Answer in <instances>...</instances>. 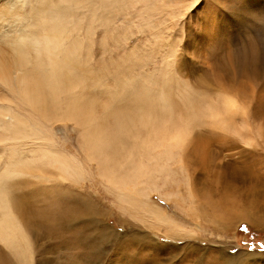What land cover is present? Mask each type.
I'll use <instances>...</instances> for the list:
<instances>
[{"label": "bare ground", "instance_id": "1", "mask_svg": "<svg viewBox=\"0 0 264 264\" xmlns=\"http://www.w3.org/2000/svg\"><path fill=\"white\" fill-rule=\"evenodd\" d=\"M169 2L170 0H0V90H3L0 92V142L7 140L11 145L10 156H13L1 160L0 165V264H39L40 260L35 258V246L36 241H40V235L51 236L64 249L59 264H84L79 259V252H70L68 255L67 250L81 248V223L92 222L97 231L101 222L99 216H89H96V212H99L97 209L93 210L91 201L74 191L61 189V183L56 181L52 186H45V190L55 197L47 212L49 219L44 221L39 218L32 224L31 218L37 217L29 215L25 202L13 191L14 189L19 192L21 186L28 183L10 184L9 173L13 176L15 171L22 169L23 172L25 169L34 177H50L39 172L41 168L29 170V156L38 157V162L43 161L39 158L38 150L45 155V161L59 171L57 177L76 182L78 178L86 179L82 173L89 171L76 157L49 148L53 136L49 127H45L46 123L41 128L26 123L25 118L22 119L3 104V101L12 102L13 97L29 107L31 115H38L55 124L59 121L63 124L71 121L76 126L78 144L86 153V162L96 163L95 178L103 184L106 183L113 192L117 209L127 212L130 217L143 224L146 223L156 233L166 225L174 229L182 226L180 222L166 215L165 210L158 205L160 202L157 204L149 197L154 191L159 192V179L175 173V169L169 168L172 169L169 171L167 167L168 162L175 158L174 161L178 162L177 172L181 174L183 170L187 176L192 177L190 170L184 169L186 159L181 158V152L189 147L191 118H184V112L179 111V107L182 103V109H185L188 102L186 99L181 103L176 101L175 96L179 95L170 91L166 82L161 84L159 79L152 80V76L147 74L133 75V70L140 64L132 62L133 49L124 51L117 61L102 62L99 65L115 78L112 85L106 84L109 75L103 76L93 65L88 66L92 57L91 37L94 30H98L97 36L100 33L96 43L97 52L104 50L105 41L109 38H113L115 43L120 40L126 42L130 36L128 31L124 29L121 34L114 32V18L118 14L121 22L129 23L131 18L125 15V8L141 4L145 10L142 13H146L145 17L148 18L152 15L151 10L146 11L149 7L152 10L162 9ZM138 58L142 62V58ZM9 92L13 97L9 96ZM224 104H227L231 113L240 106L233 97L223 96L220 104L216 103L207 111L211 112V116L215 115ZM218 124L225 129L226 119L221 118ZM29 135L40 140L41 146L36 150L30 148L33 153L26 155L27 152L20 151L23 146L20 139ZM194 145L188 148L189 151L193 150ZM197 145L198 143L195 147ZM25 151L29 152L27 149ZM201 156L205 159L203 154ZM200 164L201 168H207L204 162ZM89 175L92 174L89 172ZM232 179L237 180L236 177ZM32 182L34 184L33 179ZM190 190L189 208L191 214H196V218L201 217L223 231L242 219H250L256 223L248 206L240 208L232 199H223L224 196L209 198L207 191L204 192L199 187ZM75 221L79 225L65 234L69 224H74ZM103 229L111 236L117 234L108 227ZM99 234L101 232L94 235ZM190 235L195 237L194 232ZM131 241L135 245L146 241L149 247L157 244L150 233H135ZM44 245L42 253H54V250L47 249ZM165 246L160 244L159 248L163 250ZM184 247L187 248V245ZM180 248L182 247H177ZM196 248L193 246V252L197 256ZM204 251L207 252L203 250V253ZM2 252L8 253L12 258H7ZM201 253L202 250H199L198 254L203 255ZM53 257L52 255L51 260Z\"/></svg>", "mask_w": 264, "mask_h": 264}, {"label": "rangeland", "instance_id": "2", "mask_svg": "<svg viewBox=\"0 0 264 264\" xmlns=\"http://www.w3.org/2000/svg\"><path fill=\"white\" fill-rule=\"evenodd\" d=\"M130 7L125 8V15L131 18L130 22H121L118 14L113 24L116 34H121L124 29L128 31V41L120 40L115 43L113 38H109L105 41L104 50L97 52L96 43L100 33L97 36L98 30H94L91 37L92 57L88 66L93 65L98 73L108 76L110 73L99 65L102 62L117 61L124 51L133 49L132 62L140 63L133 70V75L147 74L152 76V80L159 79L161 84L166 82V87L179 95L175 96L176 101L181 103L186 99L188 102H185V109H182V103L179 107V111L184 112V118H191L190 143L189 147L181 152V158L186 159L184 169H189L192 177L187 176L183 170L181 174L177 172L178 162L174 161L175 158L167 165L168 169H175V173L159 179V192L154 191L149 197L157 204L160 202L158 205L165 210L166 215L180 222L182 226L174 229L166 225L156 233L151 231L146 223L143 224L140 220L130 217L127 212L117 209L113 192L108 189L106 183L103 184L95 178L96 163L86 162V153L78 144L76 126L71 121L66 124L60 121L55 124L51 121L52 124L38 115H31V109L9 92V96L13 97H10L12 102L3 101L5 106L22 119L25 118L26 123L39 128L46 123L45 127H49L53 136L49 148L76 157L92 174L84 171L82 175L86 179L78 178V182L57 177L59 171L49 165L45 161V155L38 150L39 158L43 161L38 162V157L29 156V170L41 168L39 172L50 177H34L25 169L23 172L19 169L13 176L8 174L10 184L22 182L23 185H28L21 186L19 192L14 189L13 191L25 202L29 215L37 217L31 218L32 224L39 218L44 221L49 219L47 212L55 197L45 189L56 181L61 183V189L74 191L91 201L93 210L97 209L99 212L95 211L96 216H89L100 217L98 218L101 222L97 226L100 229L96 231L92 222L84 221L80 224L83 229L80 236L83 247L75 250L65 249L68 255L70 252H79V259L84 264H264V255L260 254L264 249L259 247L264 244V0H170L162 9L152 10L149 7L146 11L151 10L152 15L148 18L145 17L146 13H142L145 10L141 4H133ZM82 30L83 28L80 33ZM83 52L85 54V51ZM115 81L111 75L106 78L107 85H112ZM223 96L233 97L240 106L231 113L227 104H224L217 114L211 116L208 108L216 103L220 104ZM223 117L227 122L225 129L218 124ZM20 141H23L20 151L27 152L26 155L33 153L30 148L36 150L41 146L40 140L31 135L21 138ZM192 145L194 148L189 151L188 148ZM10 146L7 140L0 142V165L1 160L13 158L10 156ZM199 153L203 154L205 159H202ZM200 162H204L207 168H201ZM233 176L237 180L232 179ZM198 187L204 192L207 191L209 198L224 196L223 199H232L240 208L248 206L256 223L250 219H242L223 231L205 222L201 217L196 218V214H191V200L188 197L190 189ZM202 195L203 193L200 197ZM76 222L78 221L69 224L65 234L79 225ZM106 227L117 234L109 235L103 229ZM98 232L101 234L94 235ZM191 232L195 233V237L190 235ZM135 233H150L158 245L149 247L146 241L143 244H133L131 238ZM41 236L40 241H36L35 258L40 260L39 264H59L64 249L56 244L51 236ZM160 244L166 245L164 251L159 248ZM185 244L188 249L184 247ZM43 245L54 250V253H42ZM178 246L182 248L177 249ZM193 246L197 247L198 253L202 250L203 255L197 253L196 256ZM231 248L239 251L233 254L230 252ZM203 250L207 252L203 253ZM2 253L7 258H12L8 253ZM52 255L54 257L51 260Z\"/></svg>", "mask_w": 264, "mask_h": 264}, {"label": "snow or ice", "instance_id": "3", "mask_svg": "<svg viewBox=\"0 0 264 264\" xmlns=\"http://www.w3.org/2000/svg\"><path fill=\"white\" fill-rule=\"evenodd\" d=\"M244 230L247 231V228H245ZM259 247L262 248V249H264V244H261ZM237 251H239V250L236 249V248H231V249H230V252L233 253V254L236 253ZM260 254H261V255H264V252H262V253H260Z\"/></svg>", "mask_w": 264, "mask_h": 264}]
</instances>
